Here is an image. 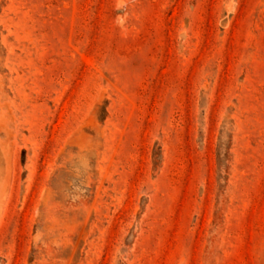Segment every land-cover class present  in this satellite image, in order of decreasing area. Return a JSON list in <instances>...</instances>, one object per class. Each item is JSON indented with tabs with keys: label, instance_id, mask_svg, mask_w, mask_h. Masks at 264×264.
<instances>
[{
	"label": "rangeland",
	"instance_id": "obj_1",
	"mask_svg": "<svg viewBox=\"0 0 264 264\" xmlns=\"http://www.w3.org/2000/svg\"><path fill=\"white\" fill-rule=\"evenodd\" d=\"M0 264H264V0H0Z\"/></svg>",
	"mask_w": 264,
	"mask_h": 264
}]
</instances>
